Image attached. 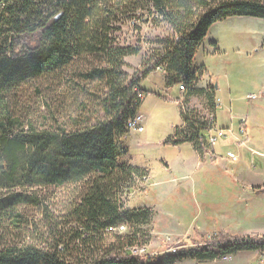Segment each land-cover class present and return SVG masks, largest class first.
I'll return each instance as SVG.
<instances>
[{
  "label": "trees",
  "instance_id": "obj_1",
  "mask_svg": "<svg viewBox=\"0 0 264 264\" xmlns=\"http://www.w3.org/2000/svg\"><path fill=\"white\" fill-rule=\"evenodd\" d=\"M239 17L264 21V0H0V264L207 262L262 247L260 236L219 235L202 242L187 237L159 256L133 257L130 249L144 247L143 242L111 230L153 217L151 209L126 207L147 174L120 162L125 153L120 143L129 137L128 122L142 103L135 91L139 81L161 68L177 77H168V86L183 84L185 93L202 95L193 88L205 73L194 71L197 51L213 25ZM143 18L169 27L171 35L129 76L125 59L142 49L119 46L116 25ZM81 63L90 64L68 80L67 70ZM47 77L65 87L71 80V91L77 78L98 85L100 94L81 88L98 107L88 111V104H78L81 118L69 123L60 121L48 102L39 123L16 112L11 105L19 90ZM214 90L206 95L215 110ZM187 109L185 128H177L166 144H191L207 154L209 115L199 118ZM51 191L61 194V203H54ZM57 206L61 214L54 217ZM32 211L42 220L31 218ZM7 232L17 242H6Z\"/></svg>",
  "mask_w": 264,
  "mask_h": 264
},
{
  "label": "rangeland",
  "instance_id": "obj_2",
  "mask_svg": "<svg viewBox=\"0 0 264 264\" xmlns=\"http://www.w3.org/2000/svg\"><path fill=\"white\" fill-rule=\"evenodd\" d=\"M116 28L115 38L119 46L142 49L138 56L125 59L124 70L129 76L135 75L146 64L149 50L162 49L156 45L160 39L171 35L169 27L152 26L147 18L139 23L116 25ZM217 41H220V54L212 52V42ZM89 64L81 63L69 68L66 72L68 80L69 76L75 77L73 73L86 70ZM193 68L197 73L201 68L205 69L207 88L210 92L215 89L217 100L224 106L217 112L218 128L232 127L235 137L239 138L241 121L245 119L249 141L246 147L239 148L235 144L236 138L228 136L219 140L215 155L205 156L206 160H201L198 167L200 160L189 144L180 147L166 144L177 128L184 127L176 104L181 84L172 88L164 84L169 78H177L176 75L155 71L148 79L139 81L145 93L139 108L140 114L145 116V131L130 132L127 141L129 154L124 153L120 162L149 171L151 180L145 184L147 187L141 189L143 184L140 182L134 194L126 199V207L151 208L153 217L146 224L126 227L118 235H136L144 244L139 249L146 250L150 256H159L163 250L175 247L189 236L198 242L219 235L264 237V21L239 17L218 25L198 49ZM54 81L55 77H47L26 84L11 106L38 123L41 122L40 115L47 112L45 102L52 106L54 112L57 111L59 120L66 123H69V118H81L77 113L78 104H88V111L98 107L96 98L81 91L87 87L93 91L98 85H89L77 78L78 87L71 91V80L66 87ZM94 91L100 94L102 88ZM251 95L257 99L248 100ZM191 102L190 110L199 118H207L202 103L199 100ZM230 107L232 113L229 112ZM92 117L96 114L92 113ZM120 147L125 152L126 141H121ZM229 152L239 155L240 161L234 164L226 162ZM157 182L164 184L148 186ZM51 193H56L51 198L54 203H61V194ZM51 212L54 217L61 214L60 206L52 208ZM29 216L42 220L35 211L29 212ZM5 235L6 242H17L16 238L9 237L8 232ZM233 257H225L228 260L224 262L190 259L176 264H258L256 252H242Z\"/></svg>",
  "mask_w": 264,
  "mask_h": 264
},
{
  "label": "built area",
  "instance_id": "obj_3",
  "mask_svg": "<svg viewBox=\"0 0 264 264\" xmlns=\"http://www.w3.org/2000/svg\"><path fill=\"white\" fill-rule=\"evenodd\" d=\"M156 72H161V68H157ZM135 91L137 93H140L138 89H136ZM180 91H182L183 93L186 91V88L184 87L183 84L180 86ZM138 98L141 101V99H143V95L139 94ZM256 99L257 97L254 95H251L248 97V100H256ZM176 104L179 106L181 117L184 119L188 113V109L184 103V100H178L176 101ZM215 106L217 110L222 109L224 107L223 104L219 100L216 101ZM229 112L232 113L231 107L229 109ZM207 119L211 122V125H212V128H210L211 132L215 134V136H211L209 139V143H210V146H212V148L216 146L218 140L225 139L228 136L232 138H236L235 130L232 127L220 129L215 125L216 116L214 114L209 115ZM232 121H233V118H231V122ZM144 124H145V117L144 115L140 114L139 109H138V112L136 113V115L128 122V131L135 132V133H143L145 131ZM245 124H246V120L243 119L241 121V128L239 129V138H236V142H235V144L238 145L239 147L247 146V130H246ZM182 128H185V125ZM226 157L233 163L240 161L239 155H235L231 152L227 153ZM144 181L147 182L148 181L147 178H145ZM125 229H126L125 226H121L118 229H111V230L113 231V233L118 234V233H122V231H124ZM130 251L133 257H142V256L147 255L146 250H144L143 253H134V247L131 248ZM171 251L175 252V250H171ZM255 252L258 255V261H257L258 264H264V243L262 244V247H259V249H257ZM226 260H228V258H223L221 260L215 259L213 262H218V261L224 262Z\"/></svg>",
  "mask_w": 264,
  "mask_h": 264
},
{
  "label": "crops",
  "instance_id": "obj_4",
  "mask_svg": "<svg viewBox=\"0 0 264 264\" xmlns=\"http://www.w3.org/2000/svg\"><path fill=\"white\" fill-rule=\"evenodd\" d=\"M229 20V19H228ZM227 21V20H226ZM225 21V22H226ZM225 22H223V23H218V24H215V25H213L212 27H211V29L209 30V33H208V35H207V37L208 36H210L211 35V33H212V31H213V29H215L218 25L219 26H221V25H224V23ZM206 37V38H207ZM206 40V39H205ZM204 40V41H205ZM220 42V41H219ZM219 42L217 41V42H212V45H213V51L212 52H214V54H220L221 52V50H220V48H219ZM204 77V76H203ZM162 78V81H164L163 80V77H161ZM148 79V78H147ZM144 80H146V79H144ZM204 80H205V77H204V79L202 78L198 83H196L195 84V86L193 87L194 88V90H203L204 91V93L202 94V95H198V94H196V95H190V94H188V93H183L182 91H180V89H179V94H180V98L178 99V100H184V103H185V105L188 107L192 102L191 101H193V100H196V101H200L201 103H202V106H204L203 108H204V110L207 112V114L208 115H211V114H214L215 116H216V126L218 127V125H217V119H218V116H217V112H218V110L215 108V110H214V107L212 106V105H210V101H209V97H211V96H209L208 94L206 95V93L209 91V89L207 88V86H208V84L207 83H205L204 82ZM141 84V83H140ZM140 84L138 85L139 86V88L138 89H140L141 90V88H140ZM164 84L167 86L168 84H166L165 83V81H164ZM170 88H172V86H169ZM208 89V90H207ZM216 90H217V87H216ZM142 91V90H141ZM143 92V91H142ZM143 94H145V93H143ZM215 100H217V93L215 92ZM143 99H144V97H143ZM202 100H203V102H202ZM143 101V100H142ZM142 104V103H141ZM189 108V107H188ZM190 109V108H189ZM214 110V111H213ZM231 121V120H230ZM254 123H255V121H254ZM184 124V123H183ZM224 128V127H223ZM222 128V129H223ZM251 128H252V124H251ZM254 128H257L256 127V125H254ZM246 129H247V131H248V133H249V127L247 126L246 127ZM130 136V135H129ZM209 137H211V136H215V134L213 133V132H209V135H208ZM129 138V137H128ZM128 138L126 139V150H125V153L127 152L128 154H129V148H128V145H127V141H128ZM219 141V140H218ZM249 141V139H248V137H247V142ZM217 144H218V142H217ZM217 144H216V146L215 147H217ZM184 145H187V144H184ZM184 145H182V146H184ZM191 147H192V149L195 151V153H196V156H197V158H198V160H200L199 161V163H198V167H199V164H200V162H201V160H206V157L205 156H208L209 154H211V155H215V147L214 148H212V146H210V143H209V145H208V149H209V151H208V153L207 154H204V155H200L199 153H198V151H196V149L193 147V145H191V144H189ZM178 147H180V146H178ZM239 147V146H238ZM239 148H242V147H239ZM210 155V156H211ZM240 157V156H239ZM205 158V159H204ZM229 160V159H228ZM226 161V162H229V163H231V164H234L232 161ZM128 164V163H127ZM128 165H130V164H128ZM131 166H133V165H131ZM133 167H136V166H133ZM136 168H139V167H136ZM141 170H143V171H145L146 172V176L147 177H145V178H147V180L149 181V180H151V177H150V174H149V171L147 170V169H144V168H140ZM147 181V182H148ZM141 182V184H143V186H142V188L141 189H143V190H145V188L147 187L145 184L147 183V182H145L144 180H141V181H138V184ZM167 182V181H166ZM162 184H164V182H157V183H151L150 185H148V186H153V185H156L155 187H159L160 185H162ZM141 208V207H140ZM140 208H136V209H140ZM142 208H147V209H151V208H148V207H142ZM129 209H132V208H129ZM190 237V236H189ZM190 238H194V237H190ZM195 239V238H194ZM196 240V239H195ZM197 241V240H196ZM198 242V241H197ZM202 242V241H201ZM240 254V253H239ZM238 255V254H237ZM236 255V256H237ZM235 257V256H234ZM233 257V258H234Z\"/></svg>",
  "mask_w": 264,
  "mask_h": 264
},
{
  "label": "bare ground",
  "instance_id": "obj_5",
  "mask_svg": "<svg viewBox=\"0 0 264 264\" xmlns=\"http://www.w3.org/2000/svg\"><path fill=\"white\" fill-rule=\"evenodd\" d=\"M140 252L143 253V251H141L139 248H134V253H140Z\"/></svg>",
  "mask_w": 264,
  "mask_h": 264
}]
</instances>
